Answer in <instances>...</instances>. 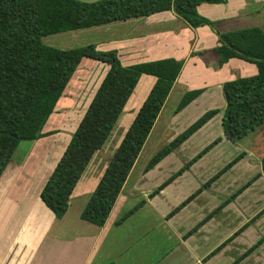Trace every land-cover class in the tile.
I'll list each match as a JSON object with an SVG mask.
<instances>
[{"label":"crops","instance_id":"1","mask_svg":"<svg viewBox=\"0 0 264 264\" xmlns=\"http://www.w3.org/2000/svg\"><path fill=\"white\" fill-rule=\"evenodd\" d=\"M256 3L262 6L264 0L202 4L197 11L210 20H219L223 33L236 28L261 27L257 12H252V8L258 7ZM52 37L47 44L61 49L74 48L67 46L76 42L77 47L96 44L102 51L116 50L123 65L175 58L182 60L183 66L101 227L82 220L80 215L112 156L111 153L106 158L100 152L102 148L86 167L62 218H56L40 200L43 185L108 66L91 60L92 64L81 68L86 80L78 88L73 104L56 106L52 114L61 111L64 115L49 125L46 123L43 129L52 133L31 141L27 158L17 155L15 159L13 154L0 174V264H264L263 155L259 157L255 151L246 149L242 145L244 136L232 142L241 145L240 153L235 155V151L226 156L224 150L228 146L223 147L229 140L224 138L221 126L225 108L222 84L226 81L216 78L206 86L194 87L193 73L185 72L193 54H209L206 60L216 69L222 65L223 69L231 61H239L233 65L243 67L246 61L234 58L219 65L214 51L217 35L208 26H188L172 11ZM173 39L182 41L177 46L173 45ZM174 50L180 55L162 58ZM143 76L149 75H142L140 80ZM95 81L97 87L89 97V86ZM148 81L146 95L154 78ZM198 89L201 93L177 110L184 94ZM146 95L141 97L142 101ZM171 97L174 105L167 109ZM141 103L129 106L128 102L125 108L134 117ZM211 110L217 113L152 168L146 169L156 153ZM219 124L221 134L216 131ZM147 143L153 144L154 153L141 162ZM208 147L204 155L195 158Z\"/></svg>","mask_w":264,"mask_h":264},{"label":"trees","instance_id":"2","mask_svg":"<svg viewBox=\"0 0 264 264\" xmlns=\"http://www.w3.org/2000/svg\"><path fill=\"white\" fill-rule=\"evenodd\" d=\"M227 1L0 0V174L22 141H35L52 133L43 129L82 60L107 65L86 111L40 192L42 203L56 218H62L74 188L94 154L109 138L141 76L153 77L154 83L81 212L82 220L103 226L180 74L183 61L164 58L123 65L116 50L102 51L96 44L61 49L45 44L43 37L165 11H172L192 28L211 27L212 21L201 16L197 8ZM216 35L218 44L214 51L219 65L236 58L254 64L257 71L222 84L223 136L237 142L264 123V28L247 27L216 32ZM201 91L186 92L177 110ZM216 113L211 110L202 115L156 153L146 169L152 168ZM261 165L264 174V153Z\"/></svg>","mask_w":264,"mask_h":264},{"label":"rangeland","instance_id":"3","mask_svg":"<svg viewBox=\"0 0 264 264\" xmlns=\"http://www.w3.org/2000/svg\"><path fill=\"white\" fill-rule=\"evenodd\" d=\"M80 1H83V2L94 1L95 2L98 0H80ZM255 6H258V7L256 9L252 8V12H257V14H255V13L254 14L258 16L257 17L258 23L261 27H264V4H262V6H261L260 3H256ZM203 17H205L209 21H213L211 27L208 26L211 31H213L215 34H216V32L222 33V31L220 30L221 26H220L219 20L215 19V21H214L212 19L210 20L206 16H203ZM236 29H239V28H236ZM52 36H54V35H48V36L43 37V42L45 44L49 43L48 41H51L53 39ZM181 41H182L181 39H178V42L175 39H173L172 42H173V45L178 46V44ZM50 44L54 45L53 43H50ZM77 45H79V44L74 42V43H71L67 47H77ZM204 54H203V56L201 54H193L192 58L190 59L189 63L187 64V69L185 70L186 75H188L189 73H193L192 78L195 80V82H192V83H194L193 84L194 87H198L199 85L206 86L208 83H210L211 81H214L216 78L217 79L223 78L225 81H229V80L236 79L238 77H248V76L256 74V72H257L255 65L251 64V63L245 62L247 65L246 66L244 65L243 67L242 66L237 67V66L233 65V64H238L239 61H231V63L229 62L228 65L225 64L227 66H225L223 69H221L223 65L218 66V69H216V66H214V67L211 66L210 62H208L206 60V58L209 57V54H207V53L205 55ZM163 55L164 56H162V58L166 57L167 55H170L167 57H176L177 55H180V54H177V52H175V50H174V52L171 51L169 54H163ZM92 63H93V61H91L89 59H83L82 60V62L78 66L77 70L75 71L73 77L71 78L70 82L68 83V85L66 87V89H67L66 94L64 96L62 95V97L59 99V101L57 103V107H59V108H61L62 106L70 107L73 104L74 98L77 96L78 88L83 83V81L86 80L85 76L81 73L82 72L81 68L83 66H86V65H89ZM230 67H232V68H230ZM142 78L143 79H141L138 82V84L135 88L136 90H134L135 92L130 98L131 100H129V106L130 105H137L139 101H140V103L142 102L141 97H144V95H146L145 94L146 90H147L146 87H147L148 82H150L148 80L149 79L153 80V78L150 76H143ZM147 78H149V79H147ZM89 87L90 88L88 89L89 90L88 96L90 97V95L92 94L94 89L97 87V82L96 81L93 82V84ZM172 102H173V97H171V100L169 101V103L167 105V109H170L174 105V104H172ZM62 115H64V113L61 111L59 113L52 114L50 116L48 122H47V125H49V122L52 123L55 120L61 119ZM132 118H133L132 113L131 112L129 113L127 111V109L125 108V110L123 111V113L119 117L116 126L114 127L109 138L107 139V141L105 142V144L103 145V147L100 151V152H103V155L106 158L109 159V157L111 156V153H113L112 151H113L114 147L118 144V142L120 141V139L122 137L119 134L123 133L122 131H124L125 127L127 125H129ZM216 131L217 132L219 131V134H221L220 124L216 128ZM212 135H213V137L215 136V128H213ZM233 144L234 143H232L230 141H228V143L227 142L225 143L223 148L225 149V146L226 145L228 146L227 150H224L226 152L225 153L226 156L230 155L231 153H235V151H236L235 155L240 153V150H241L240 146L241 145H233ZM242 145H244V147L246 149H251L252 151H255V153L257 155H259V157H261L264 153V123L259 125L255 129V131L248 133V135H246L242 139ZM152 147H153V144H151V143L150 144L147 143L145 145L144 150L142 151V154L140 156L141 162L142 161L144 162V160H146L147 157L151 156L154 153V152H152ZM31 148H32V142L31 141H22L19 144L18 148L16 149L13 158L16 159L17 155H18V158H22V159L27 158V155L29 154ZM235 148H237L239 151L234 150ZM100 154L101 153H98V155H100ZM96 159H97V157L94 160L95 162H96ZM93 166L94 165L92 164L91 168ZM26 171H28V170H26ZM31 189H33V188H31Z\"/></svg>","mask_w":264,"mask_h":264}]
</instances>
